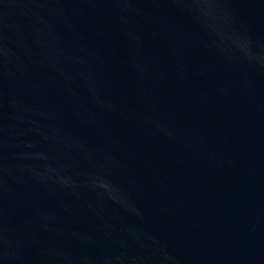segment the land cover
Segmentation results:
<instances>
[{
    "label": "water",
    "instance_id": "obj_1",
    "mask_svg": "<svg viewBox=\"0 0 264 264\" xmlns=\"http://www.w3.org/2000/svg\"><path fill=\"white\" fill-rule=\"evenodd\" d=\"M0 264H264V0H0Z\"/></svg>",
    "mask_w": 264,
    "mask_h": 264
}]
</instances>
